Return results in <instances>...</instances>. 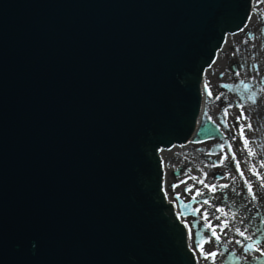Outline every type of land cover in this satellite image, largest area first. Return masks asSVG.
<instances>
[{
  "label": "water",
  "instance_id": "1",
  "mask_svg": "<svg viewBox=\"0 0 264 264\" xmlns=\"http://www.w3.org/2000/svg\"><path fill=\"white\" fill-rule=\"evenodd\" d=\"M252 12L0 0V264H197L161 153L221 138L203 80Z\"/></svg>",
  "mask_w": 264,
  "mask_h": 264
},
{
  "label": "rangeland",
  "instance_id": "2",
  "mask_svg": "<svg viewBox=\"0 0 264 264\" xmlns=\"http://www.w3.org/2000/svg\"><path fill=\"white\" fill-rule=\"evenodd\" d=\"M261 14H264V3H260L259 8H257L253 1L251 21L248 22L243 31L228 37L227 44L225 43L223 50L216 59L217 62L213 63L204 76L203 113L206 119L217 125L221 138L192 142L161 153L165 168V193L175 206L177 213L180 212V204L176 201L175 196L180 194L185 203L191 204L193 210L198 207L201 208V211L206 209L213 226L220 225L222 220L227 221L228 227L221 234L220 243L218 244L213 238L210 243L205 240L203 245L205 252L218 253L215 264H221L224 258L221 248L225 247L226 251H232V246L236 245V240L241 241V244H238L237 251H244L242 247L244 245L242 240L244 239L236 233V228L241 231L247 228L245 235L250 236V240L259 235L264 236V231L259 232L260 226L264 228V190L260 189L256 177L248 170L250 167L258 165L259 161H264V42H262L260 32L261 26H264V19H261ZM241 81L246 82L251 89L255 88L253 93L255 94L254 98L257 100L256 104H252L251 101L247 100V97L253 93L244 90L239 93L234 88H238ZM205 82L210 83L211 98L205 92ZM222 85H231V87H222ZM217 96L220 98L216 99ZM242 97L244 99H241ZM240 104H243V111L249 119L237 122L236 118L241 112V108L237 105ZM229 105H231L227 117L229 127L225 128L221 123V119L224 109L228 108ZM248 123L252 124L253 130L249 131L245 128L244 136L251 141L250 147L256 153L255 159L248 157L239 135L240 124L247 125ZM225 141L232 144V151L236 154L237 160L240 161V170L244 172V177L253 182V191L257 197L255 201L248 194L244 179L236 171L235 162L232 160L231 153H228L227 146H225L223 152L219 150L218 146L225 143ZM209 152H214V154L209 155ZM225 154H228V159L224 162L226 167L209 166L213 161H219ZM259 171L264 172V169H259ZM205 173L207 174L205 183L227 184L229 187L222 190L218 189L213 193L204 188L203 185L194 183L187 178L189 175L202 177ZM185 179L187 184L180 183L181 180ZM173 184H179L175 191L172 189ZM188 185H193L191 193L184 191ZM196 189H200L204 194L202 197H198L197 200L209 199L211 207L191 203V196L195 194ZM216 208L222 209L223 213L216 212ZM224 213H227V216ZM213 216H219L220 219H212ZM179 219L185 225V223L191 224L198 217H194L191 212H187L186 217H180ZM203 223L204 221L200 219L197 227H202ZM217 232L219 233V228H217ZM203 234L205 237L210 236V232L206 229H204ZM189 241L197 263L212 264L211 259H204L199 249H197L194 229H192L191 235L189 234ZM261 247L264 248V239L261 240ZM241 256L243 261H249L257 255L253 253L250 256L245 254Z\"/></svg>",
  "mask_w": 264,
  "mask_h": 264
},
{
  "label": "snow or ice",
  "instance_id": "3",
  "mask_svg": "<svg viewBox=\"0 0 264 264\" xmlns=\"http://www.w3.org/2000/svg\"><path fill=\"white\" fill-rule=\"evenodd\" d=\"M254 3L257 5V8H259V4L264 3V0H254ZM249 19H251V17H249ZM261 19H264V14H261ZM237 75H239V73H237ZM241 83L244 84V89L247 92L248 91V85L245 84L243 81H241ZM204 87H205V92L207 93L208 97L211 98L212 97V91H211L210 83L205 82ZM222 87H229L230 88L231 85H222ZM221 95H223V94H221ZM254 97H255V94L253 93L252 95H249L247 97V100L251 101L252 104H256L257 100ZM219 98H220L219 96L216 97V99H219ZM241 99H244V98L242 97ZM237 106L241 108L240 115L236 118L237 122H239L240 120H248L249 117L246 116L244 111H243V107H244L243 104H240ZM230 108H231V105H229L228 108L224 109L223 117L221 119V123L224 125L225 128L229 127V125L227 123V117H228ZM245 128H247L249 131H251V130H253V126L251 123H248L247 125L240 124L239 135L243 141L244 150H246L248 153V157L255 159L256 153L250 147L251 141L244 136ZM233 139H235V138L233 137ZM225 146H227L228 153H231L232 160L235 162L236 171L239 172L240 177L242 179H244V184L247 187L248 194L251 196L252 200L255 201L257 197H256V193L253 191V182L251 180L245 178L244 172L240 170V161L237 160L236 154L232 151V144L227 143V141H225V143L220 144L218 146V148L221 152H223ZM208 154L212 155V154H214V152H209ZM227 159H228V154H225L221 157V159L219 161H213L211 163V165H209V166L210 167H221V166L226 167L224 162ZM246 163H247V161H246ZM259 169H264V161H259L258 165H254V166L250 167L248 170L251 172L252 175H254L256 177V181L258 182L260 189L264 190V172L259 171ZM187 178L191 179L194 183H199V184L203 185L204 188L209 189L213 193L215 191H217L218 189L222 190V189L229 187V185H227V184L220 185V184L205 183V180L207 179L206 173L202 177L189 175ZM225 178H226V176H225ZM233 179H235V178H233ZM180 183L187 184V180L186 179L181 180ZM177 187H179V184H173L172 185L173 191H175V189ZM233 190H235V189H233ZM184 191L191 193L193 191V185H188L184 189ZM203 195L204 194L200 189H196L195 194L191 196V203L192 204L199 203L201 206L209 205V207H211L212 205H210L209 199H201L199 201L197 200L198 197H202ZM175 199L180 204V212L177 214L178 218L186 217L187 212H191V214L194 217H198V219L194 220L191 224L185 223V227L188 229L190 235L192 233V229L196 227V225L199 223L200 219H202L204 221L202 228L208 230L210 232V236L205 237L203 232L197 231L196 232L197 249H199L201 256L204 259H211L212 264H215V258L218 255V253L217 252H210V253L205 252L203 245H204L205 240H207V242L210 243V242H212L213 238L219 244L221 241V234L224 232V229L226 227H228L227 221L222 220L220 225L213 226L212 220L209 219V213L206 209L204 211H201V208L198 207V208L193 210L191 207V204L185 203L184 200L181 198L180 194H176ZM216 212H222L223 213V210L220 208H216ZM224 215L227 216V213H224ZM212 219L219 220L220 217L219 216H213ZM217 228H219V233L217 232ZM235 231L244 240H250L251 239L250 236L245 235V233L247 232V228L244 231H241L239 228H236ZM253 235H255V233H253ZM235 243L241 244V241L236 240ZM242 247H243V245H242ZM250 250L260 251L261 255H264V248L261 247V241L259 239L253 241L252 243H249L246 247H244V251L246 253L249 252Z\"/></svg>",
  "mask_w": 264,
  "mask_h": 264
},
{
  "label": "flooded vegetation",
  "instance_id": "4",
  "mask_svg": "<svg viewBox=\"0 0 264 264\" xmlns=\"http://www.w3.org/2000/svg\"><path fill=\"white\" fill-rule=\"evenodd\" d=\"M262 42H263V40H262ZM198 228H200V227H198ZM242 244H244L243 245V248H244V247H246L248 245V241L242 240ZM237 247H238V244H236L234 247L232 246V251H226L225 247L221 248L222 253H224V258L222 259L221 264H229L228 260L232 259L233 257L242 258L241 255L245 254V255H249L250 256L251 254L254 253L253 250H250L247 253L245 251L239 252V251H237L238 250ZM241 262H242V259H241ZM230 264H238V263L233 262V263H230Z\"/></svg>",
  "mask_w": 264,
  "mask_h": 264
},
{
  "label": "bare ground",
  "instance_id": "5",
  "mask_svg": "<svg viewBox=\"0 0 264 264\" xmlns=\"http://www.w3.org/2000/svg\"><path fill=\"white\" fill-rule=\"evenodd\" d=\"M250 21H251V20H249V22H250ZM227 42H228V41H227ZM227 42H226V44H227ZM224 46H225V45H224ZM223 48H224V47H223ZM222 50H223V49H222ZM222 50H221V51H222ZM219 54H220V53H219ZM218 56H219V55H218ZM216 62H217V60H216ZM254 90H255V88H253V89L250 88V89L248 90V92H249V93H253ZM249 93H244V94H249ZM164 181H165V178H164ZM164 187H165V184H164ZM165 194H166V193H165ZM166 196H167V195H166ZM167 200H168V202L171 203V201H170L168 198H167ZM172 205H173V204H172ZM173 206H174V205H173ZM257 227H259V226H257ZM261 231H264V228L260 226V228H259V232H261ZM188 243H189V246H190V241H189V239H188ZM190 248H191V247H190Z\"/></svg>",
  "mask_w": 264,
  "mask_h": 264
}]
</instances>
